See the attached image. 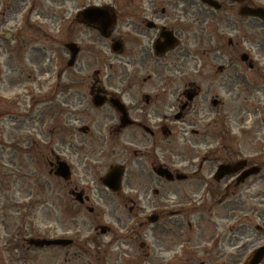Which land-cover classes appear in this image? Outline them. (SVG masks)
<instances>
[{"label":"flooded vegetation","instance_id":"obj_1","mask_svg":"<svg viewBox=\"0 0 264 264\" xmlns=\"http://www.w3.org/2000/svg\"><path fill=\"white\" fill-rule=\"evenodd\" d=\"M213 1L82 0L60 10L57 19L68 54L75 50L66 65L76 69L78 87L66 92L58 112L63 119L47 137L50 148L41 147L50 153H44L43 162L61 180L58 162L67 163L73 179L67 193L82 206L91 198L90 181L70 158L81 152L79 166L89 165L86 138H97L102 151L106 147L117 154L106 172L121 169L120 188L115 193L102 187L139 219L138 230L131 229L126 239L141 238L142 250L128 254L127 264H251L264 246V101L255 96L264 89L261 70H254L256 33L264 30V22L242 10L264 6L253 0ZM24 8L19 3L9 15L7 5L0 14V21L12 24L8 35L14 43L37 27ZM237 100L240 107L234 106ZM208 134L212 144L203 146L198 140ZM171 144L182 146L184 153L174 158L179 163L170 155ZM30 150L21 152L25 157ZM222 165L229 170L220 175ZM159 168L170 175L158 174ZM226 202L235 221L228 235L222 229ZM88 211L95 213L91 206ZM150 214L156 222L148 221ZM32 220L27 223L31 232ZM31 232L22 235L32 247L27 250L62 247L29 246ZM36 233L60 237L43 228ZM258 264H264V254Z\"/></svg>","mask_w":264,"mask_h":264},{"label":"rangeland","instance_id":"obj_2","mask_svg":"<svg viewBox=\"0 0 264 264\" xmlns=\"http://www.w3.org/2000/svg\"><path fill=\"white\" fill-rule=\"evenodd\" d=\"M80 1L0 0V14L10 5L6 14L11 15L10 10L20 3L21 9L25 6V12L31 14L30 23L37 26L22 33L24 37L14 43L11 37L7 39L4 35L12 24L2 18L0 21V264H11L13 258L20 259V264H23L22 258L26 259L25 264H127L128 254H140L142 250L139 247L141 238L132 243L126 239V231L135 230L137 220L119 198L104 190L99 181L109 165L116 162L117 154L112 149L105 147L102 151L97 138H86L85 161L89 165L79 166L76 158L80 160L78 154L81 152L70 158L72 166L90 181L91 198L82 206L67 193L73 184L72 177L68 184L50 175L47 162H43L44 153H50L41 152V147L45 146V150L50 148L51 140L47 137L53 134L52 125L56 120L63 119V114L58 112L67 102L66 92L70 87H78L76 69L66 65L70 54L65 48L64 28L57 24V19L60 10ZM253 1L264 6V0ZM46 16L50 23L44 20ZM256 34L260 40L257 55L254 53L258 62L254 70H261L260 87L264 89V30L260 29ZM230 35V32L224 34L226 37ZM109 80L113 83L115 79ZM255 96L264 101V91L256 92ZM234 106L240 107L239 100ZM236 111L240 116V111ZM61 126L57 129L62 130ZM61 132L60 140H63L65 130ZM210 136H202L198 142L203 146L212 144ZM55 140L59 141L58 136ZM23 147L25 150L32 148L25 157L21 152ZM169 147L174 162L179 163L180 159L174 158L184 153L182 146L171 144ZM36 150L40 153L37 154ZM155 152L159 154V150L155 149ZM128 179L134 183L131 175H127ZM231 199L232 196H228V202ZM228 202L224 204L226 221L222 228L227 235L229 227H235ZM90 206L95 213H89ZM31 220L33 232L27 226ZM102 225L110 228L108 235H100L98 231L94 233V228ZM42 228L48 235L67 237L74 244L27 250L32 247L27 246L22 235L31 232L33 234L27 238H48L36 233ZM23 241L25 248H21Z\"/></svg>","mask_w":264,"mask_h":264},{"label":"water","instance_id":"obj_3","mask_svg":"<svg viewBox=\"0 0 264 264\" xmlns=\"http://www.w3.org/2000/svg\"><path fill=\"white\" fill-rule=\"evenodd\" d=\"M211 1V0H209ZM244 12L253 14L257 17H261L264 20V11L262 9H252V8H244L243 9ZM70 47H73V45H69ZM75 56V50L72 49V58L70 59L69 63H72L73 59ZM224 167L220 168V175L223 174ZM58 174L61 175L62 177H64L65 179H68L69 177V172H68V168L64 165L61 164V166L59 167L58 170ZM120 175H119V169H112V171L106 175L105 178H103L101 181L103 182V184L107 185L112 191H117L119 188V183H120ZM62 242L61 240H55V241H50V240H45V241H31L30 244H36L38 246H43V245H49V244H56V243H60ZM65 243H68L67 241H63ZM264 252L260 253L259 256L257 258H255L254 263L253 264H257L260 260V257L262 256Z\"/></svg>","mask_w":264,"mask_h":264}]
</instances>
